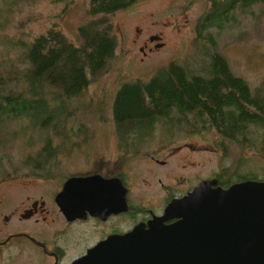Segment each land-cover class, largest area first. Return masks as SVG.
Here are the masks:
<instances>
[{
  "label": "rangeland",
  "instance_id": "1",
  "mask_svg": "<svg viewBox=\"0 0 264 264\" xmlns=\"http://www.w3.org/2000/svg\"><path fill=\"white\" fill-rule=\"evenodd\" d=\"M205 6L206 0H137L107 15L117 46L103 74L89 83L83 95L60 99L56 88L46 84L40 87V81L33 85L29 83L31 88H38L48 106H53L55 114H63L61 118H67L66 126L71 127L66 130L70 134L64 135V143L72 144L74 139L90 147L94 157L116 153L117 157L116 145L119 143L111 108L117 88L128 79L148 80L172 59L186 61L191 67L208 65L210 52L216 50L227 58L235 74L243 76L249 86H255L264 75V7L253 5L250 12L239 16V24L215 35L219 44L216 49L206 50L203 47L210 44L200 45L201 41L194 38L195 24ZM88 8L89 0H0V78H7L12 68L15 69L12 75H19L5 81L6 91L19 87L27 91L23 85L24 74L20 72L27 68L24 50H28L35 35L54 25L74 44L82 43L78 27L98 17L90 15ZM158 31L163 47L148 49L142 56L138 45L149 33ZM4 116L0 117V209L7 213L25 199L26 194L41 189L44 182L41 179L38 185L28 184L31 178H35L34 168L25 162V158L39 149L47 130L40 129L28 118L16 121L11 115ZM184 121L186 124L178 121L180 125L176 119L156 121L144 129L150 133L144 135L138 152L125 149L127 162L130 159L127 156H138L133 162V170L129 174L127 172V179L132 191L145 198V202H155L159 195L162 187L156 179L158 176L165 184L173 183L177 187L185 181V176H188L187 182L192 183L197 175L204 176L217 166L230 164L236 166L234 171L264 178V152L259 153L253 145L243 146L236 141H224L222 148L214 132L187 130L192 123ZM47 123L45 121L43 125ZM58 124L61 125L60 122ZM61 138L53 135L51 141L57 142ZM170 144L183 146L174 148ZM153 147L160 149L150 153ZM151 154L163 159V164L152 160ZM89 158L82 154L74 156L73 153L60 158L58 163L62 167L54 170L66 172L87 166ZM60 176L53 180L60 179ZM51 184L54 185L55 181ZM24 224H27L26 220H15L6 228L15 229ZM10 242L25 246L27 240L13 238ZM30 250L27 247V254L31 253ZM73 250L70 249L71 252ZM0 264H28V260L24 251L12 255L11 251L6 252L3 248Z\"/></svg>",
  "mask_w": 264,
  "mask_h": 264
},
{
  "label": "trees",
  "instance_id": "2",
  "mask_svg": "<svg viewBox=\"0 0 264 264\" xmlns=\"http://www.w3.org/2000/svg\"><path fill=\"white\" fill-rule=\"evenodd\" d=\"M135 1L89 0V14L98 17L78 27L82 38L79 45L54 25L35 35L28 50H24L27 68L20 72L24 74L22 84L27 91L21 87L6 91L5 81L19 77L12 75L13 68L7 78H0V117L11 115L16 121L28 118L40 129L47 130L39 149L25 158L34 168L33 173L41 169V162L76 154V146L84 143L74 139L72 144L64 143V135L70 134L66 130L71 127L66 126L67 118L55 114L38 88H31L29 83L40 81V87L46 84L56 88L60 99L83 95L89 83L103 74L117 46L107 15ZM255 4L264 7V0H206L195 24V40L201 41L200 45L210 44L203 49H216L219 44L215 35L239 24V16L250 12ZM210 53L208 65L191 67L186 61L172 59L148 80L136 77L119 85L111 108L120 146L132 149L150 133L144 130L146 127L161 119H176L179 125L178 121L191 122L190 128L196 131H213L222 148L224 141H236L264 152V75L255 86H249L243 76L230 69L222 53L216 50ZM45 121L48 123L43 125ZM78 131L81 132L80 127ZM53 135L62 138L52 142ZM224 167L232 171L225 182L227 185L247 179L264 180L245 171H234L236 166L230 164Z\"/></svg>",
  "mask_w": 264,
  "mask_h": 264
},
{
  "label": "water",
  "instance_id": "3",
  "mask_svg": "<svg viewBox=\"0 0 264 264\" xmlns=\"http://www.w3.org/2000/svg\"><path fill=\"white\" fill-rule=\"evenodd\" d=\"M115 181L98 174L69 176L56 200L67 215L77 208L108 212L122 206ZM171 218L177 219L164 223ZM70 264H264V180L221 186L215 178L202 179L148 227L110 234Z\"/></svg>",
  "mask_w": 264,
  "mask_h": 264
},
{
  "label": "flooded vegetation",
  "instance_id": "4",
  "mask_svg": "<svg viewBox=\"0 0 264 264\" xmlns=\"http://www.w3.org/2000/svg\"><path fill=\"white\" fill-rule=\"evenodd\" d=\"M160 37L158 31L151 32L143 38L142 43L138 45L141 55L144 56L148 49H161L164 42L160 41ZM187 130L196 131L191 128ZM153 131L155 132L156 129ZM140 144L141 142H138L132 151L138 152V145ZM170 145L174 148L183 146ZM76 147L74 156L82 154L85 157H90L86 161L89 165L66 172L55 171L58 167H62L58 163L59 161L45 160L41 162V169L34 173L35 178H31L28 183L38 185L37 182L41 179L44 181L41 189L36 193L26 194L25 199L7 213H5L6 211L3 213L0 209V252L3 248L6 252L11 251L12 255L24 251L28 264H70L73 259L84 254L89 247L110 234L124 233L138 224L148 227L149 220L161 216L166 205L173 198L186 194L202 179L215 178L216 185L227 186L225 182L229 180V175L232 172L224 165L217 166L210 174L197 175L192 183L187 182L188 176H185V181L177 187L173 183L165 184L162 177L158 176L156 179L162 187L159 189L160 193L156 196L155 202H145V198L139 197L137 193L132 191L127 179V172L129 174L133 170V162L138 156H127L130 157L129 162H127L125 149L119 144L116 145L117 157H115L117 153L108 157L103 155L94 157L91 155L92 149L90 147L85 145H77ZM158 149L160 147H153L149 151L154 153ZM82 152L86 153L83 154ZM151 157L155 162L161 164L164 162L163 159H158L153 154ZM55 163H57L56 166H54ZM109 163L111 164L109 165ZM94 174L104 178H116L117 193L115 198L120 197L119 203L122 206L119 208L116 206L115 209L104 213L96 212L98 214L92 213L88 209L79 210L78 208V211L73 210L72 214L64 213L58 204V200H56V195L62 189L64 181L69 176ZM57 175H61L60 179L53 180ZM54 181L55 184L52 185L51 182ZM179 187L182 189H178ZM122 189L126 190L123 196L121 194ZM123 199L127 208H125V203H122ZM176 219H167L164 223L169 224ZM15 220H26L27 224L18 225L17 228L8 230L6 225ZM13 238H23L27 242L25 246H22L10 242ZM27 247L31 249L29 254L26 251ZM71 248H74L72 252L70 251Z\"/></svg>",
  "mask_w": 264,
  "mask_h": 264
}]
</instances>
